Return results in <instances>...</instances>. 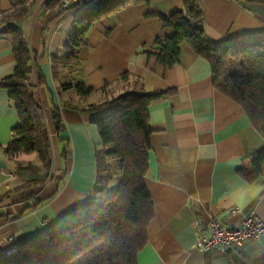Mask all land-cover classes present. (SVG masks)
<instances>
[{"label":"crops","instance_id":"0c3cea01","mask_svg":"<svg viewBox=\"0 0 264 264\" xmlns=\"http://www.w3.org/2000/svg\"><path fill=\"white\" fill-rule=\"evenodd\" d=\"M17 1L0 0V12L17 11L21 7H14ZM50 1L29 0L19 24L44 80L37 93L51 138L52 165L47 173L37 153L6 156L20 118L8 89L0 87V241L12 236V244L23 251L31 250L37 238L85 218L98 183L101 139L93 122L98 114L63 106L71 92H60L50 58L64 48L77 19L72 8L78 3L60 0L50 5ZM63 4L71 10L62 13ZM202 4L213 45L264 38V0H202ZM183 8V0L129 5L96 23L79 54L85 84L96 91L111 85L116 97L171 92L149 108L152 152L145 183L155 217L138 264H264V235L242 248L209 252L196 248L214 216L226 224L250 216L264 220V176L248 182L241 173L246 159L264 148V138L242 107L215 88L210 63L188 44L181 46L179 62L170 68L148 55L155 53L157 39L174 35L155 14L171 16ZM15 68L12 40L1 35L0 82ZM125 74L129 79L120 80ZM54 110L60 114V132L54 125L58 121ZM117 186V181L109 182L102 199Z\"/></svg>","mask_w":264,"mask_h":264},{"label":"trees","instance_id":"16d2710c","mask_svg":"<svg viewBox=\"0 0 264 264\" xmlns=\"http://www.w3.org/2000/svg\"><path fill=\"white\" fill-rule=\"evenodd\" d=\"M28 1L14 3L15 8L21 7L13 13L0 12V36L11 38L16 59L14 73L0 82V87L8 89L20 118L5 154L13 158L37 153L41 169L47 173L52 165V146L45 108L37 93L44 80L38 74V57L19 26L27 15ZM59 1L51 0L50 5ZM150 1L85 0L72 8L77 19L64 48L50 54L52 75L60 84V92L74 91L81 100L75 103L73 99H65L62 101L65 108L98 114L93 121L101 139L94 193L101 198L94 196L88 202L91 212L82 220L37 238L29 251L0 256V264H138V255L148 243V228L155 217L154 203L145 183L152 152L149 108L171 92L125 93L116 97L109 89L111 85L96 91L85 84L79 54L88 43L90 30L100 20L129 5ZM183 1L184 8L171 16L155 14L174 30V35L157 39L153 45L155 53L148 55L170 68L179 62L181 46L188 44L210 63L215 88L242 107L264 138V38L215 46L207 37L202 0ZM68 10L71 9L62 10L61 6L62 13ZM127 79V74L120 78ZM96 94L101 96L98 103H85ZM54 112L60 132V114ZM30 169L37 171L33 166ZM241 173L248 182L264 176V148L246 159ZM111 181H117L118 186L108 198L102 199Z\"/></svg>","mask_w":264,"mask_h":264},{"label":"built area","instance_id":"2783aa9c","mask_svg":"<svg viewBox=\"0 0 264 264\" xmlns=\"http://www.w3.org/2000/svg\"><path fill=\"white\" fill-rule=\"evenodd\" d=\"M75 1L79 3L85 0ZM65 9L67 5L63 4L62 10ZM262 235H264V220L259 216L245 217L233 224H226L214 216L210 219L207 228L202 230L196 248L202 252L242 248L246 242L256 240ZM13 240L10 236L0 241V256H12L20 250L18 246L12 244Z\"/></svg>","mask_w":264,"mask_h":264},{"label":"rangeland","instance_id":"374dc122","mask_svg":"<svg viewBox=\"0 0 264 264\" xmlns=\"http://www.w3.org/2000/svg\"><path fill=\"white\" fill-rule=\"evenodd\" d=\"M70 95H69L70 97L68 99H71V100L73 99V101L75 103H81V100L76 96V94L74 93V91H72ZM67 97H68V95H67ZM100 100H101V97L100 96L93 95L92 97H90L89 99H87L85 101V103L86 104H89V103H98Z\"/></svg>","mask_w":264,"mask_h":264},{"label":"water","instance_id":"95a60500","mask_svg":"<svg viewBox=\"0 0 264 264\" xmlns=\"http://www.w3.org/2000/svg\"><path fill=\"white\" fill-rule=\"evenodd\" d=\"M52 113H53V118L56 119V114H55V112L53 111ZM54 125H55V128L57 129V128H58V121H55V122H54Z\"/></svg>","mask_w":264,"mask_h":264}]
</instances>
